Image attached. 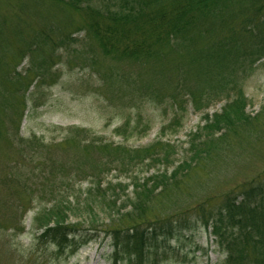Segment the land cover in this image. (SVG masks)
<instances>
[{
	"label": "trees",
	"instance_id": "1",
	"mask_svg": "<svg viewBox=\"0 0 264 264\" xmlns=\"http://www.w3.org/2000/svg\"><path fill=\"white\" fill-rule=\"evenodd\" d=\"M1 2L16 23L13 28L12 20L0 15V65L4 67L0 77L1 111L15 101L24 110L33 91L56 78L53 68L60 56L55 52L62 49L79 54L77 58L84 64L91 61L93 69L96 62L92 54L97 49L139 73H170L175 83L168 99L176 110L182 109L184 97L196 111L226 100L220 113L203 115L204 124L190 134L181 157L176 146L162 139L164 129L158 140L136 149L105 144L96 137L87 139L86 129H68L62 143L79 147V162L70 167L54 162L55 167L49 171L41 164L37 172H46L51 180L55 174H76L83 180L92 179L93 187L80 199L50 198L51 205L35 213L33 240L39 246L51 247L56 257H69L91 242L100 227L111 248L105 256L109 264H174L171 242L203 228L209 230L223 255L218 264H264V167L216 194L212 207L209 197L196 199L184 208L177 204L179 198L190 197L187 185L201 179L208 165L226 160L239 147L252 149L264 138V107L254 116L247 113L242 88L264 59V0ZM49 2L59 11L68 12L59 22L49 8L44 9ZM72 13L79 15V24ZM24 19L25 28H21ZM80 31L84 32V43L81 50H76L72 44L78 43L76 33ZM25 59L28 67L17 70ZM137 86L158 99L149 82ZM173 123L177 125L178 118ZM19 141L29 150L44 147L37 137ZM252 154L264 161L261 149ZM157 164L163 168L151 173ZM112 171L129 182L108 183L103 188ZM23 174L19 171L12 175L11 182L18 183L14 193L33 195L28 184L35 175ZM39 192L54 196L56 191L51 186ZM40 195L37 199L43 201ZM34 200L31 197L28 206ZM6 204L8 212L19 213V222L29 209L12 201ZM19 261L22 264V259Z\"/></svg>",
	"mask_w": 264,
	"mask_h": 264
},
{
	"label": "rangeland",
	"instance_id": "2",
	"mask_svg": "<svg viewBox=\"0 0 264 264\" xmlns=\"http://www.w3.org/2000/svg\"><path fill=\"white\" fill-rule=\"evenodd\" d=\"M3 5L1 2L0 15L10 18L14 28L15 17L12 13H7ZM46 8H49L53 19L58 22L68 13L59 11L58 6L50 2L44 7L45 10ZM72 15L79 24V15ZM24 16L29 17L27 12ZM26 20L20 23L21 28H25ZM76 39L78 43L72 44V48L81 50L84 32H77ZM78 55L64 49L55 52L56 57L60 56L53 68L56 78L36 88L33 97L25 102L24 110H21L19 101L0 110V264H20L19 259H22V264H108L105 256L111 248L109 240L100 232V227H97L99 232L94 234L91 242L69 257H56L51 247L39 246L33 240L36 231L33 223L35 213L43 207H49L50 198L64 197L71 201L77 196L80 199L93 187L92 179L83 180L76 174H55L54 180H51L46 172H37V167L41 164L49 171L55 167L54 162L69 167L79 162V147L62 143L68 129H86L89 132L87 139L96 137V141L131 149L150 145L158 140L161 129H164L162 139L176 146L178 157H181L182 151L187 148L190 134L204 124L203 115L220 113L226 104V100H218L208 109L196 111L190 102H185L184 97L181 100L184 102L180 104L182 109L176 110L168 99L175 83V78L170 73H139L124 61L111 60L97 49L92 54L96 62L93 69L89 65L91 61L87 60L84 64L77 58ZM27 67L25 59L17 70H25ZM6 69H9V65ZM3 71L4 67L0 65V77ZM147 82L154 86L152 91L157 92L158 99L153 98L154 95L148 96L147 90L144 92L136 87H144ZM242 88L247 98L246 111L254 116L264 107V59L257 64L253 74L244 80ZM177 118L178 124L175 125L173 120ZM122 128L124 129L121 130ZM118 131L121 133L118 134ZM32 137L41 140L46 148L33 146V150H29L19 141H28ZM256 149L264 151V138L255 142L252 149L239 147L226 160L212 162L205 173H202L201 179L196 178L197 182L187 185L190 190L189 200L179 198L174 202L177 201L184 208L196 199L204 201L209 197V205H216V194L222 193L236 180L248 179L264 167V161L255 159L252 154ZM162 168L157 164L151 173ZM19 171L25 173V177L35 175L28 184L33 195L14 193L18 183L11 182L12 175ZM142 171H145L144 167ZM128 182L122 174L112 171L105 178L102 187L105 188L108 183L114 185ZM65 183L67 184L63 185ZM42 184V188L54 186V196L53 193L40 195ZM39 195L43 201L37 199ZM33 196L35 200L28 206ZM71 196L73 197L70 198ZM6 201L29 208L21 222L19 213L7 211ZM181 239L179 243L170 244L175 250L172 257L174 264H218L223 260L209 230L199 228L194 232H187ZM42 258L45 262L41 261Z\"/></svg>",
	"mask_w": 264,
	"mask_h": 264
}]
</instances>
